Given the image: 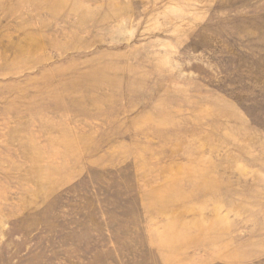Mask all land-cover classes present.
Wrapping results in <instances>:
<instances>
[{"label": "rangeland", "instance_id": "obj_1", "mask_svg": "<svg viewBox=\"0 0 264 264\" xmlns=\"http://www.w3.org/2000/svg\"><path fill=\"white\" fill-rule=\"evenodd\" d=\"M0 264H264V0H0Z\"/></svg>", "mask_w": 264, "mask_h": 264}]
</instances>
